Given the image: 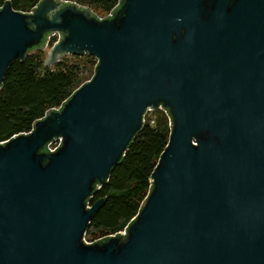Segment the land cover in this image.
I'll list each match as a JSON object with an SVG mask.
<instances>
[{
    "label": "water",
    "instance_id": "1",
    "mask_svg": "<svg viewBox=\"0 0 264 264\" xmlns=\"http://www.w3.org/2000/svg\"><path fill=\"white\" fill-rule=\"evenodd\" d=\"M54 33L46 66L98 62L60 108L0 142V264H264V0H121L106 17L6 0L0 84ZM160 108L172 131L143 208L121 235L87 242L105 201L89 205L93 193Z\"/></svg>",
    "mask_w": 264,
    "mask_h": 264
},
{
    "label": "trees",
    "instance_id": "2",
    "mask_svg": "<svg viewBox=\"0 0 264 264\" xmlns=\"http://www.w3.org/2000/svg\"><path fill=\"white\" fill-rule=\"evenodd\" d=\"M40 1L11 0L16 10L24 12L32 11ZM62 1L89 7L97 16L106 17L119 6L121 0ZM5 2L0 0V7ZM70 55L74 61L62 57L57 64L46 66V54L39 46L30 49L24 59H16L10 64L0 84V142L16 134L29 133L34 123L47 111L62 106L80 86L85 66L80 59H92L94 75L96 56L90 53ZM171 131V117L164 111L154 119L146 118L145 124L127 147L122 161L112 169L108 181L93 193L89 205L100 198H105V201L92 217L86 235L98 230L104 234L98 239L102 240L113 234L121 235L120 232L129 227L153 189L151 176L168 145Z\"/></svg>",
    "mask_w": 264,
    "mask_h": 264
},
{
    "label": "rangeland",
    "instance_id": "3",
    "mask_svg": "<svg viewBox=\"0 0 264 264\" xmlns=\"http://www.w3.org/2000/svg\"><path fill=\"white\" fill-rule=\"evenodd\" d=\"M100 15H103V14H100ZM58 38V35H54L52 36L51 38V42L50 44L48 45V47L44 48V52L46 54V57L48 55V51L49 49L51 48V45L52 43ZM63 57H66L67 61H74L75 59H73L72 55L70 54H67ZM82 63L85 64L84 68H83V72H82V75H81V78H80V81H79V84L78 85H81L82 83L88 81L89 79H91L93 76V72H94V67H93V63H92V59L91 58H85L83 57L82 59H80ZM83 64V65H84ZM164 110L162 109H156V110H153V111H149L148 114H146V118L149 119H154L156 118L161 112H163ZM165 112V111H164ZM166 113V112H165ZM167 114V113H166ZM104 234L100 231H94L93 233H88V235H86V240L87 242H93L95 240H97L98 238L100 237H103Z\"/></svg>",
    "mask_w": 264,
    "mask_h": 264
},
{
    "label": "built area",
    "instance_id": "4",
    "mask_svg": "<svg viewBox=\"0 0 264 264\" xmlns=\"http://www.w3.org/2000/svg\"><path fill=\"white\" fill-rule=\"evenodd\" d=\"M111 14V12L109 13V15ZM54 35H58V38L52 43V45H51V47L59 40V38H60V33H54V34H51V35H49V38H48V41H47V47H48V45L50 44V42H51V38H52V36H54ZM97 62H98V59H97ZM97 64V63H96ZM61 107V105L59 106V107H56V108H60ZM160 109H162V110H164L167 114H168V112H167V110L165 109V108H160ZM153 110H156V109H150V110H148L147 111V113L146 114H148V112L149 111H153ZM145 121H146V115H145ZM61 140H62V137H59V138H57V139H55V140H53V141H51L49 144H48V147H49V149L50 150H54L60 143H61ZM126 230H123V231H121L122 233H124ZM85 240H86V235H85ZM87 241V240H86Z\"/></svg>",
    "mask_w": 264,
    "mask_h": 264
}]
</instances>
